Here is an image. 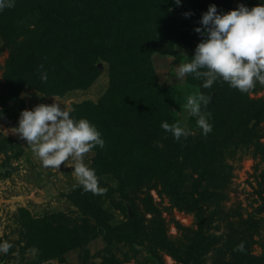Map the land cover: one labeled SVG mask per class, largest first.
<instances>
[{
  "label": "rangeland",
  "instance_id": "obj_1",
  "mask_svg": "<svg viewBox=\"0 0 264 264\" xmlns=\"http://www.w3.org/2000/svg\"><path fill=\"white\" fill-rule=\"evenodd\" d=\"M121 1L126 0H94L97 12L110 20L117 18ZM218 1L217 9L222 11L221 0ZM148 2L149 10L143 12L153 18L158 10L152 0ZM165 4L171 16L181 15L189 24H199L203 0H182L180 5L167 0ZM238 4L235 2L236 7ZM14 10L15 7L0 11V21L5 26L4 29L0 24V111H7L12 118V124L0 118V168L5 167L4 172L0 171V241L8 240L13 245L8 253H0V264H264L263 111L255 126L252 121L248 123L255 136L250 141L239 137L252 109L264 110V83L257 82L254 88L242 93L227 82L218 81L214 83L219 84L215 92L213 86L202 88L200 79L176 77L179 64L189 59L185 44L176 42L171 48L175 54L154 52L157 78L160 84L170 87L171 120L181 121L190 130L187 137L179 140L169 133L181 149L189 145L191 138L221 139L229 129H237L227 144L210 150L214 155L209 156L208 162L199 163L200 167L208 163L218 172L217 180L208 176L201 181L210 194L203 202L201 221L193 212L175 205L159 178L123 180L116 166L96 169L100 186L107 191L94 194L82 186H73L76 178L72 158L62 162L59 170L45 167L27 141L12 129L21 110L38 103L50 104L54 99L71 109L75 104H84L83 111L76 115L78 119L86 117L92 109L97 112L98 106L94 105L101 103L106 92L112 88L120 91L111 73V63L97 55L92 69L88 68L87 73L81 69L89 81L84 88L46 94L36 88L19 87L17 79L8 74L10 49L16 42L28 41L23 33L35 18L20 17ZM185 12L191 15L185 16ZM9 19L13 21L10 24L14 25V32L8 28ZM93 22L99 24L96 19ZM180 35H183L180 30L173 33L174 37ZM72 70L78 72L76 68ZM198 92L210 97L219 93L231 100L229 105H217L208 111L213 125L208 137L201 133L196 118L189 116L185 108L187 97ZM150 136L152 143L163 146L160 135ZM107 146L105 143L103 148L97 146L86 153L85 162L91 166L96 154L101 152L109 159L119 152ZM131 154L132 172L133 168H140L139 173H144L142 169L153 162L138 150ZM184 172L190 173V166H185ZM196 177L194 174L193 178H186V187ZM60 237L63 238L58 241ZM241 244L247 246L246 254L235 253L234 249ZM200 245L203 251H197Z\"/></svg>",
  "mask_w": 264,
  "mask_h": 264
},
{
  "label": "trees",
  "instance_id": "obj_2",
  "mask_svg": "<svg viewBox=\"0 0 264 264\" xmlns=\"http://www.w3.org/2000/svg\"><path fill=\"white\" fill-rule=\"evenodd\" d=\"M166 1L152 0L158 10L153 18L148 17L147 11L143 12L149 10L148 0L121 1L122 8L117 18L110 20L97 12L94 0H15V10L12 12L20 17L32 16L35 22L23 33L28 41L12 45L8 74L14 80L17 79L15 82L19 87L28 86L46 94H61L72 88L86 87L89 81L81 71L87 73L88 68L92 69L97 55L106 58L111 63V73L120 91L116 92L112 88L106 92L101 103L94 105L98 106L97 112L92 109L86 118L100 130L107 147L117 148L120 155L112 154L108 159L107 155L100 152L95 155L91 167L104 170L116 166L119 177H123V180L132 178V182L142 176L149 180L157 177L175 205L193 212L196 219L201 221L203 202L210 198L209 188L201 181L208 176L217 180L218 172L208 163L203 167L199 163L201 160L208 162L209 156L214 155L210 150L227 144L237 129H229L221 139L191 138L189 145L181 149L177 141L170 137V132L161 127L162 121L173 123L168 111L170 87L160 84L152 55L154 52L175 54L171 48L176 42H181L188 47L189 58L202 39L194 31L199 24H189L181 15L171 16ZM235 2L252 7L259 0H221L222 11L236 8ZM218 3V0H203V11L207 10L209 4L218 6ZM14 7L7 9L11 11ZM94 19L99 24L93 22ZM0 22L5 29L4 21ZM7 23L11 32H14V25L10 24L13 23L12 19ZM78 28H82V31ZM176 30H180L183 35L174 37ZM41 64L43 69L39 67ZM71 66L78 72H74ZM44 70L47 71V80L40 78ZM189 75L188 78L196 79ZM218 86L214 84L213 90L219 89ZM228 101L231 102L228 97L215 93L204 110L211 112V108L217 105H229ZM83 108L84 104H75L71 115L76 118ZM262 111L261 107L252 109L240 129L239 137L250 141L255 136L248 123L252 121L255 126L263 115ZM4 113L12 119L7 111ZM150 135L155 138L160 135L163 146L152 143ZM134 150H138L143 157L150 156L153 159L142 169L144 173H139L140 168L131 171V161L134 159L129 158ZM185 166H190V173L184 172ZM193 173L197 177L190 187H186L184 181L188 177L193 178ZM62 238H58V241ZM203 250L202 245L197 247V251Z\"/></svg>",
  "mask_w": 264,
  "mask_h": 264
},
{
  "label": "clouds",
  "instance_id": "obj_3",
  "mask_svg": "<svg viewBox=\"0 0 264 264\" xmlns=\"http://www.w3.org/2000/svg\"><path fill=\"white\" fill-rule=\"evenodd\" d=\"M174 2L180 5L182 0ZM14 6L15 0H0V11ZM194 31L202 39L190 59L179 64L177 78L192 74L201 80L202 88H211L218 81L227 82L242 93L254 88L257 82L264 83V0L252 7L240 3L228 11H218L216 4H209ZM39 67L43 69L44 66ZM40 78L47 80L46 70L41 72ZM209 103L210 94L198 92L190 94L185 105L187 114L196 118L203 135L213 130L211 113L204 110ZM71 112V108L64 107L56 99L50 104L38 103L31 109L21 110L12 131L27 141L45 167L59 170L62 162L72 158L76 178L73 186L103 194L107 189L100 186L96 169L86 163L84 157L97 146L103 148L105 140L94 123L86 117L77 119ZM161 127L176 140L190 134L181 121L170 124L165 120ZM12 247L10 241H0V253L6 254ZM234 251L246 254L247 246L241 244Z\"/></svg>",
  "mask_w": 264,
  "mask_h": 264
},
{
  "label": "water",
  "instance_id": "obj_4",
  "mask_svg": "<svg viewBox=\"0 0 264 264\" xmlns=\"http://www.w3.org/2000/svg\"><path fill=\"white\" fill-rule=\"evenodd\" d=\"M0 118H1L3 121H5L6 123H8V124H12V120L9 119L8 116H6V114H5L4 112H2V111H0ZM0 171H1V172H4V171H5V167H4V168H0ZM128 210H129V213H131L130 208H128Z\"/></svg>",
  "mask_w": 264,
  "mask_h": 264
}]
</instances>
